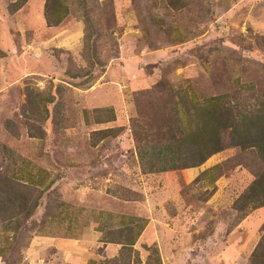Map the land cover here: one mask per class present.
Segmentation results:
<instances>
[{
	"label": "rangeland",
	"instance_id": "374dc122",
	"mask_svg": "<svg viewBox=\"0 0 264 264\" xmlns=\"http://www.w3.org/2000/svg\"><path fill=\"white\" fill-rule=\"evenodd\" d=\"M56 1L0 0V173L39 197L0 209V264H264L256 148L156 171L176 109L264 104V0Z\"/></svg>",
	"mask_w": 264,
	"mask_h": 264
},
{
	"label": "trees",
	"instance_id": "16d2710c",
	"mask_svg": "<svg viewBox=\"0 0 264 264\" xmlns=\"http://www.w3.org/2000/svg\"><path fill=\"white\" fill-rule=\"evenodd\" d=\"M57 4L56 0H47L44 5L43 17L47 26L58 25L65 15V11H62V8ZM54 6L55 8H53ZM174 117L172 123L166 125L163 135L165 143L158 146L157 156L161 167L156 171H165L167 168L175 170L196 167L227 147H253L264 159V104L258 108L257 114L251 115L247 119L245 124L236 118L233 106L219 105V98H212V105L208 107L204 105L187 107L184 115L181 114V110L176 109ZM224 129L228 130L227 142H224L221 137V131H225ZM149 170L153 169L149 168ZM17 180L16 178L13 180L12 177H4L0 173V209L3 214L14 211L18 212L14 216L20 212L21 215L27 217L37 206L39 197L36 196L30 200L32 190L26 189L20 182L16 184ZM26 180L29 182V186L33 184V188H37L40 193L42 189L38 187L43 183L41 177L36 174H28ZM261 181H264L263 177H261ZM251 190L254 191L255 197L259 196L260 199L250 200L249 198L246 200L245 193L243 199L246 204L248 201H253L252 207L262 206L264 203V182L254 184ZM28 202L30 203L27 204ZM126 232V235L130 232V236L124 238L122 250L127 254V248L133 245L138 232L128 228ZM119 233L125 235V230H121ZM132 233H134L133 236ZM1 251L4 249H1L0 253Z\"/></svg>",
	"mask_w": 264,
	"mask_h": 264
}]
</instances>
